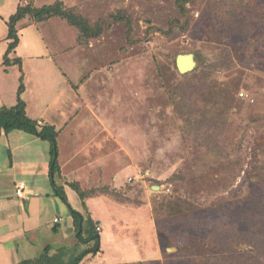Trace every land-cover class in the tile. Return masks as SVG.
Returning a JSON list of instances; mask_svg holds the SVG:
<instances>
[{
	"label": "rangeland",
	"instance_id": "1",
	"mask_svg": "<svg viewBox=\"0 0 264 264\" xmlns=\"http://www.w3.org/2000/svg\"><path fill=\"white\" fill-rule=\"evenodd\" d=\"M61 1L103 24L99 37L84 40L64 20L48 21L49 51L64 63L66 83L63 77L52 83L42 58H27L34 45L30 26L26 34L22 29L18 54L33 71L31 105L59 91L65 122L57 160L68 177L61 184L59 169L54 179L100 237L99 251L79 264H264V0H245L253 10L247 17L240 0H191L184 16L177 0ZM17 2L0 0V37ZM118 10L129 26L109 16ZM50 40L63 45L56 49ZM187 52L201 71L218 56L227 55L231 66L213 71L204 87L196 75L176 69L175 55ZM173 87L178 97H170ZM203 110L210 111L207 118ZM68 182L93 190L85 206ZM176 198L187 207L168 214L165 203ZM63 219L60 236L44 241L80 253L86 245Z\"/></svg>",
	"mask_w": 264,
	"mask_h": 264
},
{
	"label": "crops",
	"instance_id": "2",
	"mask_svg": "<svg viewBox=\"0 0 264 264\" xmlns=\"http://www.w3.org/2000/svg\"><path fill=\"white\" fill-rule=\"evenodd\" d=\"M24 2L25 0H18L16 6L11 8V10H13L12 13L15 12L18 4H23ZM3 17L4 16H0L1 19ZM51 19L52 18L43 21H35L27 16L17 23L19 42L15 50L9 54V57H19L21 60V68L17 64H3V55L7 48V32L6 36L0 37V40L2 39L5 41L4 45L0 46V108L3 106L11 107L15 105L19 78L22 77L24 90L21 93V98L25 102V113L27 117L31 120H36L37 123L41 121L43 125L53 124L57 129L61 130L65 122L62 115L63 113L65 114V112L64 110H59L61 107L60 100H57L59 91L57 93L53 92V96L51 95L45 103H43L44 101L40 103L35 100L31 105V97L28 100L27 95L31 90L29 84L33 79L31 75L33 71H28L27 65L26 68L24 67L25 57L18 54L19 45L23 42L20 39L23 37L22 29L26 30V32L24 30L26 34L27 28L30 26L32 28L31 37L27 36V39L32 40L34 45L27 51L30 52L26 55L27 58H42L45 63L40 64V67L42 68L43 65L47 66L48 73H51L55 77L51 79L52 83H56V79L63 77V73L59 66L65 67L64 63L62 64L59 62L58 55H55L57 59L54 57L53 49L51 52L49 51V40L45 37V29L49 31L48 21ZM50 41L55 44L56 49L63 45L54 40ZM43 48L44 50L46 49V51L43 54L38 53V51L41 49L43 50ZM28 63L33 66L34 62L29 61ZM12 75L17 85L15 83L13 90L8 94L5 87L8 82V77H12ZM28 77L31 82H28ZM62 82L63 85L66 83L65 77H63ZM45 94L46 90L41 92L39 97H44ZM45 98L47 99V96ZM53 106H55V109H52ZM63 119L64 121L61 123L60 120ZM42 124L38 123V125ZM50 160V144L48 141L41 139L37 134L21 129L13 130L8 133H1L0 264H14L23 259L33 258L34 254L43 250L45 246H51L50 251L54 252L55 249L58 248L57 245H59V242H46L44 239L47 238L48 234L51 236L53 235L52 238L60 236L62 233V221H64V216L66 218V226L72 227V225H74L68 204L53 188L52 179L49 175ZM59 168L61 169L59 181L64 178L61 184L65 185V182H67L65 179H67L68 175H65L63 165H59ZM71 170L75 179L80 178L75 169ZM18 182H24L31 187L37 195L18 197L15 193V185ZM55 218H57V221L54 220Z\"/></svg>",
	"mask_w": 264,
	"mask_h": 264
},
{
	"label": "trees",
	"instance_id": "3",
	"mask_svg": "<svg viewBox=\"0 0 264 264\" xmlns=\"http://www.w3.org/2000/svg\"><path fill=\"white\" fill-rule=\"evenodd\" d=\"M190 1L191 0L176 1L177 9L181 15L184 16L185 4ZM244 1L245 0L239 1L238 8L241 10L240 12L243 13V16L247 17L248 14L253 10H251L252 5H250V3L246 4ZM27 16L35 21H43L49 18L57 17L61 20H64L68 25L75 27L78 31L79 38L84 40L97 38L102 34L103 31V24H101L99 21L91 22L77 9L76 6H68L61 0H57L51 4H44L38 7L34 6L31 2H28L26 4H18L15 12L12 13L6 20L7 48L3 55V64L5 65L17 64L21 68L20 58L19 57L10 58L9 54L15 50L19 42L17 23ZM109 16L112 17L115 21H124L127 23L128 26L130 25V18L127 16V14H125L123 10L122 11L118 10L117 12L112 13ZM174 22L176 23L175 25L180 26L179 21L175 20ZM185 24H187L186 19H185ZM218 58L219 56L216 58V60L211 62L208 67L205 66L203 68V71H201L200 68L202 67V65H200L199 67L196 66L193 70L189 72H186L184 74L180 73V74L183 75V77L194 74L196 75V80H201V83H203L204 87H207V77L209 78V76L210 77L211 75L213 76L212 74L213 71H216L223 64L224 66L227 67L231 66V63L230 64L227 63V60H230V58L227 55L223 57V60H220ZM199 70L201 72H207V73H204V75H200L199 73H197ZM213 80L214 82H216L215 79ZM215 85H219V84L215 83ZM194 87H196V85ZM23 90H24V85L22 83V77H20L15 105L11 107L3 106L0 108V135L2 132L8 133L13 130L21 129L24 131L33 132L37 134L41 139L49 142L50 153H51V160L49 164V175L52 179L53 188L55 189L56 193L66 201V203L70 208V213L73 217V224L76 230L75 235L77 238V243H84L86 245V248H83L80 253H70L69 251L71 250V248L68 251H66L65 248L58 247L55 249L54 252H51L50 251L51 246H45L39 255L33 258L23 259L14 264H79V262L86 255L90 253L95 254L96 252L99 251L100 237L96 230L97 226H95L93 219L90 216L84 218V216L80 212L73 209L67 202L63 192L59 190V186L55 184L54 182L55 172H59L60 169L57 160V154H58L57 135L60 130L57 129L53 124L38 125L36 120H31L30 118L27 117L25 113V102L21 98V93L23 92ZM229 93L231 94V91ZM169 95L170 97H174V96L178 97L179 96L178 88L173 87L172 89H170ZM209 113H210L209 110L207 111L203 110L200 113L201 118H207ZM211 114L212 116L215 115L214 112L213 113L211 112ZM180 174L181 173H179L178 175ZM68 184L77 190V193L79 194L80 198L82 199V203L85 206L84 200L86 197H88L93 193V190L84 191L80 188L77 182H68ZM104 191H107V193H109L107 189ZM183 203L184 200H182L181 198H176L174 201L171 200L168 202V204L165 203V205L167 206L166 207L167 213L168 214H172L175 212L182 213L184 211L183 208L187 207L184 206ZM84 233H86V236H83ZM90 243L92 244L90 245ZM130 264H144V262L138 261Z\"/></svg>",
	"mask_w": 264,
	"mask_h": 264
},
{
	"label": "water",
	"instance_id": "4",
	"mask_svg": "<svg viewBox=\"0 0 264 264\" xmlns=\"http://www.w3.org/2000/svg\"><path fill=\"white\" fill-rule=\"evenodd\" d=\"M175 65L179 73L184 74L193 70L196 65L197 61L195 55L191 52L187 53H179L176 55L175 58ZM154 189H159V186H152Z\"/></svg>",
	"mask_w": 264,
	"mask_h": 264
},
{
	"label": "built area",
	"instance_id": "5",
	"mask_svg": "<svg viewBox=\"0 0 264 264\" xmlns=\"http://www.w3.org/2000/svg\"><path fill=\"white\" fill-rule=\"evenodd\" d=\"M242 95V93H240ZM39 124H42L41 121H38ZM15 193L18 197H25L27 195H37V193L24 182H18L15 185ZM57 221V218L54 219Z\"/></svg>",
	"mask_w": 264,
	"mask_h": 264
}]
</instances>
